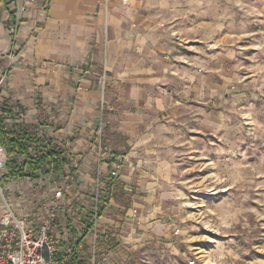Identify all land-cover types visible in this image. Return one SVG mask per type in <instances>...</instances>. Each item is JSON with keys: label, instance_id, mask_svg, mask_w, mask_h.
Segmentation results:
<instances>
[{"label": "rangeland", "instance_id": "obj_1", "mask_svg": "<svg viewBox=\"0 0 264 264\" xmlns=\"http://www.w3.org/2000/svg\"><path fill=\"white\" fill-rule=\"evenodd\" d=\"M178 1L184 8L174 42L183 65L199 73L219 58L226 74L220 90L205 89L204 103L190 90L188 105L139 121L117 120L122 110L104 105L109 128L133 127L141 145L135 164L126 149L112 147L127 160L119 173L123 192L113 195L125 212L131 198L138 205L101 251L115 264H258L264 262V0ZM105 210L121 216L116 205Z\"/></svg>", "mask_w": 264, "mask_h": 264}, {"label": "crops", "instance_id": "obj_2", "mask_svg": "<svg viewBox=\"0 0 264 264\" xmlns=\"http://www.w3.org/2000/svg\"><path fill=\"white\" fill-rule=\"evenodd\" d=\"M8 7L0 0V120L5 126L22 128L36 137L40 141L38 150L46 147L62 152L61 169L48 178L70 171L75 182L57 220L58 231L60 225L70 229V237L85 231L94 180L100 177L107 205L121 209V216L103 212L100 226L106 233L104 240L118 236L123 217L131 218V208L138 203L130 197L131 208L125 212L119 195H113L123 192V178L109 175L117 156L112 147L116 142L117 150L126 149L125 154L135 164L132 157L141 142L133 127L123 124L111 130L109 114H100L99 76L105 77L106 110L115 106L122 110L117 112V120L139 121L163 114L169 105H188L190 90L195 91L194 101L204 103L206 88L220 90L219 80L226 74L221 60L213 59L199 73L183 65L174 42L175 22L184 8L178 0H32L22 12L15 40L8 33ZM14 47L17 55L10 57ZM6 69L8 74L2 80ZM8 110L13 117L8 116ZM100 120L104 126L102 152L92 144ZM17 159L21 161L22 157ZM1 160L5 164L8 160L2 146ZM260 175L259 195L264 209V156ZM40 177H5L0 214L5 200L16 208L21 205L20 213L38 210L42 195L51 194L49 188L38 186ZM17 188L23 191L22 199ZM131 190L136 188L132 186ZM82 241L86 258L89 247L86 240ZM101 245L105 247L106 243ZM261 247L264 251V238Z\"/></svg>", "mask_w": 264, "mask_h": 264}, {"label": "built area", "instance_id": "obj_3", "mask_svg": "<svg viewBox=\"0 0 264 264\" xmlns=\"http://www.w3.org/2000/svg\"><path fill=\"white\" fill-rule=\"evenodd\" d=\"M9 5L11 23L8 26L10 37L15 40L21 26L22 12L32 0H4ZM126 2V0H122ZM14 47L10 57L16 56ZM88 73V71H84ZM7 69L4 70L1 79L6 78ZM100 77V114L106 104L105 77ZM80 81V79H79ZM103 122L100 120L94 131L92 144L98 152L103 151ZM125 156H115L112 162L110 177L116 178L126 163ZM5 161H0V191H3L2 181L6 177ZM49 174L41 173L37 184L40 188H49L51 194L42 195L38 203V210L20 213L9 200L4 201V207L0 214V264H115L108 253L101 251V242L106 233L100 226L101 216L108 204L103 194L105 184L96 177L92 192L90 210L87 215L85 231L71 236L70 229L57 224L62 213L66 196L71 192L75 178L72 172L62 171L59 177L50 179ZM22 189L17 188L16 193L22 199ZM19 199V200H20ZM22 210V209H21ZM82 240L87 241L88 255L85 256Z\"/></svg>", "mask_w": 264, "mask_h": 264}, {"label": "trees", "instance_id": "obj_4", "mask_svg": "<svg viewBox=\"0 0 264 264\" xmlns=\"http://www.w3.org/2000/svg\"><path fill=\"white\" fill-rule=\"evenodd\" d=\"M8 116L13 117L11 110H8ZM39 145L40 141L36 137H31L22 128L5 126L0 120V146L6 150L8 156L5 164L6 178L35 179L41 173L58 172L64 163L62 152L57 148L46 147L38 150ZM17 156H21L22 160L18 161Z\"/></svg>", "mask_w": 264, "mask_h": 264}]
</instances>
